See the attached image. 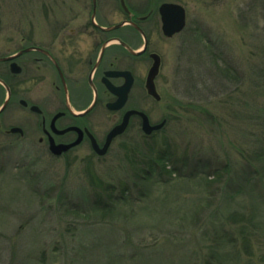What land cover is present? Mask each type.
Instances as JSON below:
<instances>
[{"label": "rangeland", "instance_id": "374dc122", "mask_svg": "<svg viewBox=\"0 0 264 264\" xmlns=\"http://www.w3.org/2000/svg\"><path fill=\"white\" fill-rule=\"evenodd\" d=\"M65 2L0 0V37L42 34ZM159 44L178 102L156 138L54 157L4 112L25 135L0 133V264H264V0H191Z\"/></svg>", "mask_w": 264, "mask_h": 264}, {"label": "flooded vegetation", "instance_id": "af4514ba", "mask_svg": "<svg viewBox=\"0 0 264 264\" xmlns=\"http://www.w3.org/2000/svg\"><path fill=\"white\" fill-rule=\"evenodd\" d=\"M70 1L62 4L58 18L44 25L42 34L32 29L28 35L0 37V133L24 137L23 128L5 130L2 122L4 112L13 107L36 120L42 133L38 144L46 146L51 155L52 143L69 146L78 140L61 156L84 145L96 155L91 137L102 147L108 133L128 112L136 113L112 142L126 134H141L145 139L160 136L176 117L178 82L177 69L164 65L159 43L175 41L186 29L191 0ZM173 6L183 9L185 26L166 36L164 21L174 23L179 18ZM81 34L93 40L86 57L76 51ZM154 34L158 35L157 43ZM69 47L73 52L65 55ZM176 51L174 46L172 58ZM116 102L125 103L111 110L109 105ZM160 102L171 105L163 108ZM98 111L110 118L107 132L89 121ZM142 115L150 127H162L146 135ZM9 117L14 120L20 116L12 113ZM12 129L20 131L13 133Z\"/></svg>", "mask_w": 264, "mask_h": 264}, {"label": "water", "instance_id": "95a60500", "mask_svg": "<svg viewBox=\"0 0 264 264\" xmlns=\"http://www.w3.org/2000/svg\"><path fill=\"white\" fill-rule=\"evenodd\" d=\"M173 8H177L178 12H179V18L176 22L174 23H169L168 21H164L163 23V33L166 36H171L175 33H179L180 31H182V29L185 26V20H184V12L183 9L181 7H177V6H173ZM125 102H116L113 104L109 105V108L111 110H117L120 107H122V105ZM5 107V105L1 108V110ZM136 112H128L125 114V116L123 117V120L121 122V124L117 125L116 127H114L107 135L105 143L102 147H99L98 144L96 143V141L91 137L92 140V149L93 151L99 155V156H104L112 142V140L117 137L118 135H121L128 124V120L129 117L132 114H135ZM143 116V131L146 135L151 134L153 131L159 130L162 125H158V126H154V127H150L148 124V121L146 119V117L144 115ZM19 129H12V132H19ZM79 143V140L77 142H75L72 145L69 146H58V145H54L53 143L50 146V151L54 156H61L63 153H65L66 151H68L70 148L74 147L75 145H77Z\"/></svg>", "mask_w": 264, "mask_h": 264}, {"label": "clouds", "instance_id": "9594fccd", "mask_svg": "<svg viewBox=\"0 0 264 264\" xmlns=\"http://www.w3.org/2000/svg\"><path fill=\"white\" fill-rule=\"evenodd\" d=\"M82 23V21L78 22ZM93 40L91 37H88L86 34H81L80 39L77 41V48L78 51L82 56L86 57L88 53L92 50ZM73 49L69 47L65 55H71Z\"/></svg>", "mask_w": 264, "mask_h": 264}, {"label": "trees", "instance_id": "16d2710c", "mask_svg": "<svg viewBox=\"0 0 264 264\" xmlns=\"http://www.w3.org/2000/svg\"><path fill=\"white\" fill-rule=\"evenodd\" d=\"M164 169V168H163ZM175 171V170H174ZM165 172H169L170 173V171H166V170H162V173H164V174H166ZM141 175H142V173H141ZM144 178V177H143Z\"/></svg>", "mask_w": 264, "mask_h": 264}]
</instances>
